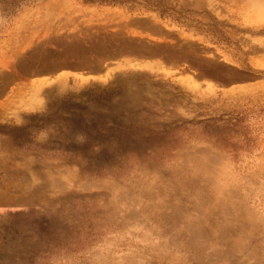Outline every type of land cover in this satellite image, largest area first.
Here are the masks:
<instances>
[{
  "label": "rangeland",
  "instance_id": "obj_1",
  "mask_svg": "<svg viewBox=\"0 0 264 264\" xmlns=\"http://www.w3.org/2000/svg\"><path fill=\"white\" fill-rule=\"evenodd\" d=\"M0 264H264V0H0Z\"/></svg>",
  "mask_w": 264,
  "mask_h": 264
},
{
  "label": "trees",
  "instance_id": "obj_2",
  "mask_svg": "<svg viewBox=\"0 0 264 264\" xmlns=\"http://www.w3.org/2000/svg\"><path fill=\"white\" fill-rule=\"evenodd\" d=\"M27 0H5V10L6 11H12L15 9V7L20 6L22 3H24ZM88 1H99V2H103V3H120V4H125L130 2V0H88ZM134 2V0H133Z\"/></svg>",
  "mask_w": 264,
  "mask_h": 264
}]
</instances>
